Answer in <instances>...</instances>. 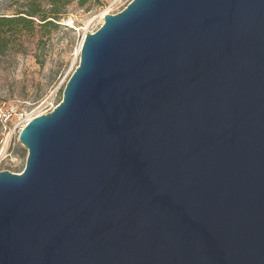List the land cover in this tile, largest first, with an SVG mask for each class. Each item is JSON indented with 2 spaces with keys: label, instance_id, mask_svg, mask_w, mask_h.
Returning <instances> with one entry per match:
<instances>
[{
  "label": "water",
  "instance_id": "95a60500",
  "mask_svg": "<svg viewBox=\"0 0 264 264\" xmlns=\"http://www.w3.org/2000/svg\"><path fill=\"white\" fill-rule=\"evenodd\" d=\"M0 171V264H264V0H132Z\"/></svg>",
  "mask_w": 264,
  "mask_h": 264
},
{
  "label": "rangeland",
  "instance_id": "374dc122",
  "mask_svg": "<svg viewBox=\"0 0 264 264\" xmlns=\"http://www.w3.org/2000/svg\"><path fill=\"white\" fill-rule=\"evenodd\" d=\"M25 1L0 0V16L16 15ZM131 1L87 0L84 5L74 1L48 28L35 24L30 31L8 32L11 43L0 45V171L24 170L28 150L19 141L24 122L61 102L80 62L82 40L101 27L105 14L118 13Z\"/></svg>",
  "mask_w": 264,
  "mask_h": 264
},
{
  "label": "trees",
  "instance_id": "16d2710c",
  "mask_svg": "<svg viewBox=\"0 0 264 264\" xmlns=\"http://www.w3.org/2000/svg\"><path fill=\"white\" fill-rule=\"evenodd\" d=\"M74 1H77L79 5H84L87 0H26L16 15L0 16V45L8 47V44L11 43V35L8 32L30 31L35 28V24L41 28L54 25V20L64 13L63 8ZM44 4H48L49 8L45 9ZM37 21L39 22L37 23ZM1 125L2 121H0Z\"/></svg>",
  "mask_w": 264,
  "mask_h": 264
},
{
  "label": "built area",
  "instance_id": "2783aa9c",
  "mask_svg": "<svg viewBox=\"0 0 264 264\" xmlns=\"http://www.w3.org/2000/svg\"><path fill=\"white\" fill-rule=\"evenodd\" d=\"M32 118H34V117H31V118L27 119V120L24 122V125L21 127V129H22V128L28 123V121L31 120Z\"/></svg>",
  "mask_w": 264,
  "mask_h": 264
},
{
  "label": "bare ground",
  "instance_id": "6f19581e",
  "mask_svg": "<svg viewBox=\"0 0 264 264\" xmlns=\"http://www.w3.org/2000/svg\"><path fill=\"white\" fill-rule=\"evenodd\" d=\"M108 14V13H107ZM106 15V14H105ZM105 17V16H104ZM83 42H84V39L82 40V43L80 45V48H79V52L81 51V48H82V45H83Z\"/></svg>",
  "mask_w": 264,
  "mask_h": 264
}]
</instances>
